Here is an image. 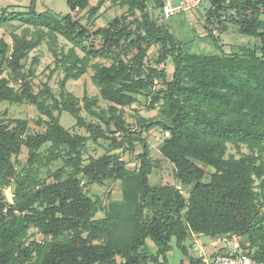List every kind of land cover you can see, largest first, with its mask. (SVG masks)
<instances>
[{"label": "trees", "instance_id": "16d2710c", "mask_svg": "<svg viewBox=\"0 0 264 264\" xmlns=\"http://www.w3.org/2000/svg\"><path fill=\"white\" fill-rule=\"evenodd\" d=\"M117 2L124 11L92 32L101 41L98 46H83L90 33L76 15L87 7L85 14L95 15L102 0L92 6L89 0H66L69 13L62 16L31 7L1 18L19 21L34 31L32 36H13L12 45L0 39V102L26 100L48 119L46 129L34 134L27 133L25 120H15L12 127L0 122V180L15 175L11 157L22 146L28 150V167L16 183L14 203L7 204L0 196V264H168L172 240L188 264H200V257L191 256L185 244L188 230L209 237L246 235L250 241L261 240L255 251L247 253L264 262V212L256 203L264 194V178L260 193L254 190L252 178L262 174L258 156L223 158L227 143L245 144L250 151L264 149V30L258 20L264 16V0H208L207 33L211 34L208 23L223 33L224 22L229 21L240 34L258 41L242 54L183 51L167 20L158 21L163 0ZM150 10L158 16L153 18ZM59 37L71 47L67 53L60 51L56 60L64 72L58 96L46 86L45 95L34 93L29 81L19 91L8 85L5 69L24 78L22 59L45 38L56 41ZM152 45H158L157 63L170 61V79L163 71L144 67ZM74 48H81L84 55H76ZM130 51L135 53L128 57ZM97 57L109 58L110 64H92ZM89 67L98 97L108 103L106 109L97 106L96 96L79 99L65 89L68 79H78ZM157 77L163 86L153 89ZM136 95L148 96L149 108L159 106V115L139 119L138 130L132 131L121 109L136 102ZM54 110L72 115L88 135L64 128ZM81 111L98 124L85 119ZM152 125L169 133L160 153L172 163L176 181L187 187V196L175 184L148 181L153 165L140 133ZM116 132L122 134L120 140ZM98 139L110 140L112 149L132 148L138 142L142 151L137 171L129 170L111 151L82 165L86 142ZM45 143H49L48 154L43 156L39 149ZM57 159L71 171L61 167L53 172V181L34 189L40 184L35 164L45 166ZM196 161L214 169L208 181L203 180L205 170ZM106 180L120 182L122 198L105 206L85 188ZM101 209L103 215L95 217ZM30 227L50 240L25 245Z\"/></svg>", "mask_w": 264, "mask_h": 264}, {"label": "rangeland", "instance_id": "374dc122", "mask_svg": "<svg viewBox=\"0 0 264 264\" xmlns=\"http://www.w3.org/2000/svg\"><path fill=\"white\" fill-rule=\"evenodd\" d=\"M30 0H2L0 3L2 6L7 7L8 11L5 14L10 12H22L27 10V5ZM45 4V8L50 9L58 15H64L68 13V5L66 0H42ZM98 0H89V5L92 6L96 4ZM103 4L100 6L95 15L85 14V11L79 12L76 17L80 20V23L86 27L90 33L89 39L84 41L83 46L88 47L91 44L94 46L100 45L101 41L97 37H94L92 32L99 27L107 25V23L116 15H120L125 8H122L117 0H102ZM149 3V2H148ZM150 7V3L148 4ZM209 2L208 0H199L197 6L188 10L193 13V16L189 17L188 11H181L167 20L168 28L173 32L175 37L181 41V49L183 51L197 53V54H216V53H227V54H242L245 47H252L258 45V41L252 37L242 35L238 32L236 25L229 21H225L227 27V32L222 35H212L207 33L204 22L206 14L208 11ZM37 5V9H39ZM13 10V11H12ZM28 11V10H27ZM38 11V10H37ZM151 11V10H150ZM75 14V12H74ZM153 18L158 16V13L151 11ZM4 16V12H1L0 9V39L7 42L9 45H12L13 36L26 34L32 36L34 28L28 27L25 24H22L19 21L7 20L6 22L1 18ZM195 17V18H194ZM197 19V21L195 20ZM261 29L264 30V16H258ZM160 21V18L159 20ZM201 24L206 33L200 35ZM222 35V36H221ZM236 43L237 45H235ZM71 44L66 42L63 38L59 37L56 41H51L49 38H45L42 43L31 50L26 58L22 59L23 68L21 69V74H24L25 77L20 75L14 77V74H9V69H5L3 76H6L8 79V85L14 90L19 91L22 88V85L25 81H29L32 85V90L34 93H43L45 86L48 88L50 93L58 96L60 91V84L64 77V72L61 66V63H56L57 58L61 53H67ZM224 47V48H223ZM54 52L56 54H54ZM74 52L79 57L84 55V51L81 48H74ZM135 53L130 51L128 57H131ZM158 55V45H152L148 51L147 55L144 58V67H153L158 71H163L166 74L168 79L171 78L172 65L170 61H165L157 63ZM258 56H262V53L258 50ZM36 59V61H35ZM92 64H101L109 65L110 59L104 57L94 58L91 62ZM31 74L28 73L29 69ZM93 74V69L89 67L84 74H82L78 79H68L65 82V89L70 91L73 95L81 99L83 95L89 97L96 96L98 97V88L94 85L91 80V75ZM10 75H12L10 77ZM162 79L157 77L153 80V89H158L163 86L161 83ZM148 96L136 95L137 101L131 105L123 107L122 117L124 118L125 124L127 127L132 130H138V121L139 119L150 120L159 115V106H156L154 109L149 108V99ZM47 104H51L52 100L45 98ZM97 106L101 109H106L108 103L98 97ZM54 115H59L60 124L68 129L70 132H77L80 134L88 135L84 128H81L76 125L75 118L65 111L58 113L57 110L53 111ZM81 115L91 121H95L98 124L97 120L91 118L85 111H81ZM48 118L45 114L40 112L36 106L32 105L26 100H22L18 103H12L8 101L0 102V122L8 124L9 127L15 125V120H25L28 123L27 133L34 134L37 132H43L46 129L45 120ZM101 127L104 128V125L101 124ZM140 133V132H139ZM117 139L122 138L120 132L114 134ZM169 133L162 131L158 125H152L148 128H144L140 133V137L143 138L147 145L148 155L153 165L152 172L148 176V181L151 185H168L175 184L177 186L178 181H176L174 175V167L170 161L164 158L160 153V147L164 142V139L168 137ZM110 140L98 139L97 141L88 140L83 149L82 155V165L89 162L91 158H97L108 151L112 153H117L120 159L126 162V167L131 171H137L139 167V158L138 154L142 151L141 145L138 142H134L132 148L126 145L125 149H112ZM49 143L43 144L39 152L42 155H47V148ZM249 154L258 156L257 165L262 169L261 176L253 175V187L257 193L261 192L260 183L262 178H264V149L262 152L259 151H250L245 144L233 145L227 143L225 145V151L223 158L227 159L234 157L235 159L245 157ZM15 168V175L8 178L7 180H0V196L3 201L7 204L14 203V194L16 183L20 177H22L28 167V150L25 146H22V149L19 154L13 155L11 157ZM45 160V159H43ZM200 166L205 170L204 181L210 179L211 173L214 169L200 161H196ZM38 167L37 180L40 183L34 189L41 186V183L44 184L53 181L52 174L54 171H57L59 168L64 167L66 172L71 171V167L65 166V163L62 159H57L49 162L45 166H39L35 164L34 168ZM87 189L90 197L92 199H100L103 205H107L111 200H120L122 198V191L120 182L117 180H106L102 184H91L87 186ZM184 196H187V187L182 186L180 190ZM257 206L260 212H264V194H260V198L257 200ZM35 207L39 208L38 204H35ZM6 209H4L5 211ZM103 215L102 209L96 213L95 217H101ZM50 240V237H44L41 233L37 232L34 227H30L27 237L25 238L24 244L27 245L31 241L43 244L45 241ZM187 249L190 250L191 256L194 258H199L201 256H210L217 252H223L228 248V245L231 241H237L241 248L251 253L255 251L261 242V240H256L255 242L250 241L245 236L238 235H229V236H214L209 237L202 234L195 233L191 230H188L187 236ZM224 246H221L223 245ZM148 247H152V244L148 241ZM172 249L168 253V264H188V259L184 256L179 249L175 246L174 240L171 241ZM220 246V247H219ZM154 248L152 249V251ZM203 251V254L199 256ZM198 255V256H197ZM117 263H122L120 258H117ZM142 264H154L151 262L142 263Z\"/></svg>", "mask_w": 264, "mask_h": 264}, {"label": "built area", "instance_id": "2783aa9c", "mask_svg": "<svg viewBox=\"0 0 264 264\" xmlns=\"http://www.w3.org/2000/svg\"><path fill=\"white\" fill-rule=\"evenodd\" d=\"M198 2L199 0H163L160 21L168 20L181 11H188L197 6ZM77 9L75 8L74 12ZM207 27L212 35H218L219 30L215 24L208 23ZM176 187L179 190L182 189L181 184H177ZM247 252L237 241H231L225 251L210 256H201L200 264H264V262L253 259Z\"/></svg>", "mask_w": 264, "mask_h": 264}, {"label": "crops", "instance_id": "0c3cea01", "mask_svg": "<svg viewBox=\"0 0 264 264\" xmlns=\"http://www.w3.org/2000/svg\"><path fill=\"white\" fill-rule=\"evenodd\" d=\"M2 0H0V2H1ZM37 5H39V9H37ZM27 7V10H29L31 7H33L37 12H43V11H49V12H51V13H53V14H56L55 12H53V11H51L50 9H48V8H45V4L43 3V1L42 0H30L29 1V4L26 6ZM0 9H1V12H7L8 11V6L7 7H4V6H2L1 5V3H0ZM26 10V11H27ZM13 11V10H12ZM19 12V11H18ZM22 12H25V11H22ZM189 13H188V15H189V17H191V16H193V13H191V11H188ZM10 13H12V12H10ZM68 13H69V8H68ZM67 14V13H66ZM56 15H58V14H56ZM65 15V14H64ZM59 16H62V15H59ZM195 18V17H194ZM196 21H197V19H195ZM199 27L201 28L200 29V35L202 34V35H204V33H206L205 32V30H204V28H203V26L201 25V24H199ZM227 31H225V32H223L222 33V35L223 34H225ZM201 35V36H202ZM221 35V36H222ZM235 45H237L236 43H234ZM224 48V47H223ZM185 244H187V240H186V242H185ZM187 246V245H186ZM221 246H224V244L223 245H221ZM220 247V246H219ZM188 252L190 253V250L188 249ZM191 254V253H190ZM203 254V251L201 250V253L199 254V256H201ZM198 256V255H197ZM167 258H168V255H167ZM170 264H171V262H170Z\"/></svg>", "mask_w": 264, "mask_h": 264}]
</instances>
